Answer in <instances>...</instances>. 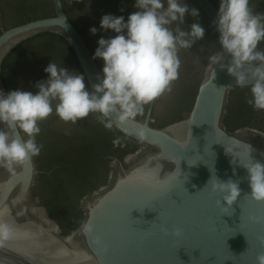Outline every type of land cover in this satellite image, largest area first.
<instances>
[{
    "label": "water",
    "instance_id": "1",
    "mask_svg": "<svg viewBox=\"0 0 264 264\" xmlns=\"http://www.w3.org/2000/svg\"><path fill=\"white\" fill-rule=\"evenodd\" d=\"M4 1L16 19L17 3L26 13L39 15L51 9L48 0ZM63 1L69 17L80 28L89 32L90 27H97V33L89 38L93 51L100 36L114 35L110 30L99 31L100 17L107 13H103L94 0ZM192 1L218 37L214 24L216 7L210 0ZM214 1L218 6L219 0ZM93 2L96 15L87 11ZM51 4L52 15L19 25L27 39L46 32L63 38L86 86L90 87L97 82L100 68L85 39L64 11L62 1L51 0ZM253 9L264 12V0H256ZM61 16L66 17L64 30L58 23ZM195 19L204 22L200 13ZM204 29V38L183 57L185 62L203 66L190 109L184 112L186 104L182 103L166 107L165 102L172 100V93L165 92L153 118L151 111L156 99L148 105L143 118H129L112 127L140 146L125 161L112 162L107 182L100 187L128 264H256L257 255L264 253V202L245 195L250 190L247 173L238 163L247 159L248 145L250 156L264 163V132L252 128L233 132L225 129L223 120L228 97L239 87L226 68L218 65H213L215 77L212 79L208 58L220 48L217 50L210 28L205 26ZM45 41L46 38H39L33 43ZM55 44L58 53L39 55L40 61L60 63L61 67L78 73L66 46L59 41ZM260 47L264 49V44ZM97 59L102 67V60ZM229 61L225 53L222 63L227 65ZM179 111L184 112L180 119L163 126L153 125L167 121ZM140 126L145 129L143 139L135 135ZM214 175L219 180L231 178L239 182L241 193L231 208L219 205L220 195L211 192L207 183ZM175 227L182 229L179 236L172 234Z\"/></svg>",
    "mask_w": 264,
    "mask_h": 264
},
{
    "label": "clouds",
    "instance_id": "2",
    "mask_svg": "<svg viewBox=\"0 0 264 264\" xmlns=\"http://www.w3.org/2000/svg\"><path fill=\"white\" fill-rule=\"evenodd\" d=\"M252 3L219 0L214 24L220 50L208 58V66L212 79L213 65L226 68L236 87L248 88L246 102L256 111H264V49L260 47L264 44V12L255 11ZM133 7L135 11L127 18L111 13L100 17L99 31L110 30L114 35L96 41L92 56L102 60V67L90 87H86L83 74L50 61L43 69L47 77L33 86L35 92L0 90V166L13 169L38 156L42 148L36 140L39 122L53 113L62 122L73 124L96 114L99 122L111 129L171 91L179 78L180 50L190 49L204 38L205 29L198 21L182 27L185 16L196 18L199 10L190 8L185 0H134ZM58 23L62 30L67 28L65 16ZM97 31V27L89 28L92 35ZM225 53L230 57L227 65L222 63ZM135 135L143 139L144 127H138ZM238 163L247 173L250 190L245 195L264 202V163L250 156L249 145L247 159ZM207 184L212 193L220 195L218 203L224 208H231L241 193L239 182L231 178L219 180L214 175ZM85 230L91 226L86 225ZM181 232L179 227L172 230L176 236ZM11 234V227L0 222V241ZM256 264H264V253L257 255Z\"/></svg>",
    "mask_w": 264,
    "mask_h": 264
},
{
    "label": "flooded vegetation",
    "instance_id": "3",
    "mask_svg": "<svg viewBox=\"0 0 264 264\" xmlns=\"http://www.w3.org/2000/svg\"><path fill=\"white\" fill-rule=\"evenodd\" d=\"M61 1L63 3V8H64V11L66 12L68 18L72 22L75 29L85 39L87 46L89 47L91 53L93 54V48H92L90 41H89V38H91V36H90L91 33L84 31V29L80 28L77 24H75L72 21V19L69 17V15L66 11L64 1L63 0H61ZM210 1L216 7V9H218V6L215 3V1L214 0H210ZM255 1L256 0H253L252 7H253V4L255 3ZM48 2L51 5V9L49 12H46V14H48L50 16V15H52L53 10H52L51 0H49ZM94 2H95V5H97V7L98 6L100 7V10L103 13H111L114 15H124L125 18H127V15L129 13L135 11V9L133 7L134 0H94ZM94 2L91 4L92 6L87 7V11H89L90 14L96 15V12L92 9ZM185 2L188 5H191L192 7L199 10V13L202 15V17L204 19L203 23H200V22L199 23L204 28H205V26L210 28V30L212 31V34L214 35L213 39L216 42V47L218 50L219 44L217 42V37H216V34H215L211 24L209 23L208 19L205 17L203 12L197 7V5L192 0H185ZM15 9H16V13H18V17L16 19L18 23H20L21 20L28 21L30 19H33L36 15H38L36 13H26V12L21 11L22 5L20 3L16 4ZM120 9H123V12H121ZM39 15H41V14H39ZM193 22H197V20L194 17L186 15L185 16V24L186 25H183L182 27L187 28V25H190ZM88 23H90V21ZM39 38H44V37H37V38L30 41V44L32 45L37 56L42 55V53L37 49L38 44H34L33 42ZM42 43H40V44H42ZM188 50L189 49H181L180 50L179 57L181 60V66H180V70H179V78L171 86L170 92L172 93V100L165 102V104H167L166 107L170 106V108L174 107V105H177V103L186 104V106H184V112L188 111L192 105L193 98H194L196 88H197V84H198V81L200 78V73H201L202 68H203V66H198L195 63H189V62L183 61V57H184V55H186ZM216 52L217 51H214L213 54ZM45 56H47V55H45ZM70 57H71L72 61L74 62V64L76 65L78 73H81L74 56L70 55ZM46 58H44L43 60H46ZM95 60L98 64L99 68L101 69V65H100L98 59L96 58ZM41 63H42L44 68L48 64V63H46V61H41ZM249 95L250 94H249L248 88H243L235 96H233L231 98H230V96L228 97V100L230 98L233 103L237 102V103L244 104V108H242L240 110V121L244 124L238 126L235 130L244 129V128H252V129L260 130V131L264 132V111H256L246 102V100L249 98ZM161 98H162V95L160 97L156 98V100L153 104L152 111H151V117L152 118L155 116V111H156L157 105H158L159 101L161 100ZM148 105H145L143 112L140 114H137L134 118H143L146 114ZM184 112L179 111L175 115H173L171 118H169L167 121L162 122V123H155L153 125L154 126H163L167 123L178 120L183 116ZM225 115H227V112ZM241 122H239V123H241ZM73 126L77 132V135L83 134V133H85L84 131H87V130H101L102 132L112 134L111 140H110L111 146L110 147L107 146V148H104L103 151H101L98 155L102 164L95 163L93 166V171L95 173V176L97 178V181H98L100 187L104 186L102 184L104 180L107 182L108 174L111 170L112 162H114L115 159L125 161L128 156L133 154L140 147L139 144L135 141L124 140L121 136L117 135V132H115L113 130V128L108 129V128L100 126L99 125V118L96 114H90L88 117L81 119V120H78L75 124H73ZM96 127H97V129H96ZM135 145H136L135 149L130 151ZM121 155H122V157L120 158ZM105 165L109 169L107 174H105Z\"/></svg>",
    "mask_w": 264,
    "mask_h": 264
},
{
    "label": "trees",
    "instance_id": "4",
    "mask_svg": "<svg viewBox=\"0 0 264 264\" xmlns=\"http://www.w3.org/2000/svg\"><path fill=\"white\" fill-rule=\"evenodd\" d=\"M49 1V0H48ZM51 6V5H50ZM49 16L48 14H41V15H36L33 19L41 18V17H46ZM25 21L21 20L20 23H23ZM37 37H44L46 38V41L43 42L42 44L37 45V49L44 55H56L58 53L57 46L55 42H62L66 48L68 49V53L73 56V53L71 49L69 48L68 44L65 42L63 38H61L59 35L52 34V33H42L38 34L30 39L29 42ZM55 41V42H54ZM243 88H236L232 90L229 94L230 98L235 96L237 93H239ZM229 98L228 104L226 105V112L227 115L224 116L223 124L224 127L227 131L233 132L235 129L244 124L240 121V110L244 108V104L242 103H237V102H232L231 99ZM241 122V123H239ZM99 125L104 127L100 122ZM97 129V127H96ZM112 129V128H111ZM85 133L78 135L82 146L88 156V159L91 163V166L93 168L95 163H100L102 164L101 160L99 159L98 155L101 151H103L104 148H107L111 146V135L106 132H102L101 130H87L84 131ZM117 135L121 136L124 140H130L127 137L123 136L120 133H117ZM137 145V144H136ZM136 145L130 150H134ZM122 155L120 156V158ZM108 168L105 165V174L108 172ZM106 181H103V185H105ZM101 184V185H102Z\"/></svg>",
    "mask_w": 264,
    "mask_h": 264
}]
</instances>
